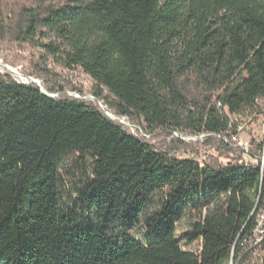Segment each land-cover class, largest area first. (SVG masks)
<instances>
[{
  "label": "trees",
  "instance_id": "trees-1",
  "mask_svg": "<svg viewBox=\"0 0 264 264\" xmlns=\"http://www.w3.org/2000/svg\"><path fill=\"white\" fill-rule=\"evenodd\" d=\"M3 2L1 34L95 88L76 98L0 72V264H145L158 248L161 264L247 259L261 167L230 122L264 115V0H12L6 15ZM179 136L215 155L180 159ZM255 249L264 264V239Z\"/></svg>",
  "mask_w": 264,
  "mask_h": 264
},
{
  "label": "rangeland",
  "instance_id": "rangeland-1",
  "mask_svg": "<svg viewBox=\"0 0 264 264\" xmlns=\"http://www.w3.org/2000/svg\"><path fill=\"white\" fill-rule=\"evenodd\" d=\"M12 0H5L2 4V9L5 15L10 11L5 9L6 7L12 8ZM43 65L48 69L50 74H42L40 71V66ZM0 72L3 74H11L13 79L18 82H26L25 78H33L41 82H50L53 79L62 86L65 87L66 93L70 96L76 98H81L80 95H88L89 98L92 94L95 84L90 79L89 76L84 74L81 71H64L58 67L54 61V58L47 57L40 49L32 46L30 44H25L17 41L14 37L6 34L0 33ZM17 72V74H16ZM20 74V77L19 75ZM44 77L39 78L38 77ZM22 77V79H21ZM53 83V82H51ZM57 96V95H54ZM108 94L104 91V97H107ZM114 120L119 121L122 124H125L132 132L142 135L141 132L135 128L136 124L131 123L126 119L114 118ZM262 120L254 123L244 130L242 138L250 140L253 138L258 139L259 141L264 140V135L261 129ZM146 136L147 140L151 143H155L156 137L153 134H150L147 131H142ZM184 145L178 151V157L182 160L195 158L200 161H203L207 156L215 155V152L206 147L203 142V138L188 137V136H179ZM62 176L66 184V191L71 192L73 187H75L76 182L82 177V170L76 168L75 161L72 163H67L62 170ZM210 245L213 247L214 243L211 242ZM186 249H191L194 251H200L205 248V244L201 242H196L190 245L185 246ZM247 259L239 262L238 264H261L262 251L260 249H248ZM171 254L163 248L150 249L148 253V258L145 264H161L163 261L169 259ZM230 264H234L233 262Z\"/></svg>",
  "mask_w": 264,
  "mask_h": 264
},
{
  "label": "built area",
  "instance_id": "built-area-1",
  "mask_svg": "<svg viewBox=\"0 0 264 264\" xmlns=\"http://www.w3.org/2000/svg\"><path fill=\"white\" fill-rule=\"evenodd\" d=\"M262 120L261 129L264 135V115L262 116H246L243 118L242 116H233L231 117L230 122V131L232 133V139L237 145L242 148L245 152V158L247 161L253 162L255 164L264 165V140L259 141L256 138L246 140L242 138V134L244 130L249 126V124L253 125L254 123ZM203 138V137H201ZM262 197H264V192H262ZM262 201V198L261 200ZM259 208V203H258ZM264 239V212H263V220L261 224V228H259V234H253V240L248 244V248L255 249L262 240Z\"/></svg>",
  "mask_w": 264,
  "mask_h": 264
},
{
  "label": "bare ground",
  "instance_id": "bare-ground-1",
  "mask_svg": "<svg viewBox=\"0 0 264 264\" xmlns=\"http://www.w3.org/2000/svg\"><path fill=\"white\" fill-rule=\"evenodd\" d=\"M17 74V72H16ZM20 77V74H18ZM22 79V77H21ZM27 82H30L29 79L25 78ZM38 83L41 86L40 81H38ZM112 118H116L114 116L111 115ZM261 167V186H260V195L259 198L257 199V203H256V207L254 212L257 213V227L256 229L253 231L251 237L246 241L247 243V247L248 244L252 242L253 240V234H259V228H261V224H262V220H263V212H264V197H262V192H264V165L258 164ZM262 198V201H260ZM258 203H259V208H258Z\"/></svg>",
  "mask_w": 264,
  "mask_h": 264
},
{
  "label": "water",
  "instance_id": "water-1",
  "mask_svg": "<svg viewBox=\"0 0 264 264\" xmlns=\"http://www.w3.org/2000/svg\"><path fill=\"white\" fill-rule=\"evenodd\" d=\"M27 79H29L30 80V82H28V83H35V84H37L38 86H40V84L38 83V81L37 80H35V79H33V78H27ZM24 84H28V83H26V82H23ZM42 91H43V93L45 94V95H47V93L42 89ZM52 97H54V95L52 96Z\"/></svg>",
  "mask_w": 264,
  "mask_h": 264
}]
</instances>
